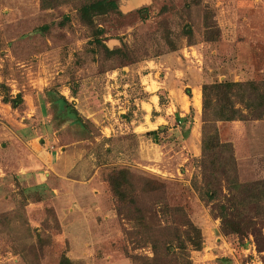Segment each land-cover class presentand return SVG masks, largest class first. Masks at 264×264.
Returning <instances> with one entry per match:
<instances>
[{"label": "rangeland", "instance_id": "rangeland-1", "mask_svg": "<svg viewBox=\"0 0 264 264\" xmlns=\"http://www.w3.org/2000/svg\"><path fill=\"white\" fill-rule=\"evenodd\" d=\"M90 1L0 0V264L151 256L135 222L115 210L106 176L118 168L162 184L145 203L178 206L199 229L186 242L189 264H264V200L239 207L257 236L221 233L199 166L201 84L264 90V0H116L99 9ZM205 13L214 39L203 37ZM237 93L251 106L235 100L239 116H206L205 127L228 144L219 154L229 178L264 181V100L256 105L249 86ZM17 94L14 107L4 102ZM191 97L186 115L173 119ZM213 179L217 200L229 195L219 170ZM145 213L148 226L183 220Z\"/></svg>", "mask_w": 264, "mask_h": 264}, {"label": "trees", "instance_id": "trees-1", "mask_svg": "<svg viewBox=\"0 0 264 264\" xmlns=\"http://www.w3.org/2000/svg\"><path fill=\"white\" fill-rule=\"evenodd\" d=\"M93 3L96 4L93 7L94 9H99L100 6H117L116 0L90 1L91 6ZM86 6L87 4L82 5L81 10H85ZM144 11L140 10L141 17L144 16ZM202 26L204 39H214L217 30L206 13L202 17ZM184 31L185 36L190 35V30L187 26H185ZM94 40L96 43L102 44L101 40L95 35ZM105 49L109 53L115 51L108 48ZM248 86L255 88V100H257L255 104L259 105L258 103L264 100V90L260 91V88L254 87L252 82L213 81L201 84V115L203 124L200 138L201 154L199 166L203 179V193L207 200L216 201L214 211L219 219L221 233H238L243 236L250 233L255 237L259 234L258 227H256L257 222L250 218L245 219L239 207L241 204L244 205V203H253L255 208H258L257 203L264 200V181L240 184L233 176L229 178L227 172L223 170V165L220 164L221 157L219 154L227 149L229 151L228 144L219 141L214 127L211 130H206L205 127L206 116H209L212 121L232 120L239 116L238 110L234 107L235 100L240 101L245 107H250L249 101L245 102L246 100L242 98V95L237 93V91H241ZM20 101L19 94L14 98H4V102H8L12 107ZM146 134L154 137L155 131H150ZM227 161H232L231 156L227 157ZM218 170L224 176L223 182L226 183L224 186L229 193V195L223 196L220 200L216 198V191L219 190L221 182L213 179L216 177ZM208 177H211V179H208ZM106 181L115 197V210L118 215L124 216L128 220H133L137 230L144 234L146 239H148L146 241L150 244L151 256L137 255L130 256V258L137 264H189L186 242L198 238L199 229L186 217L184 218L183 210L180 207L168 206L158 200L157 202L153 200L147 205L144 201L146 194L153 192L162 193L164 189L161 186L162 184H158L155 180L142 175H134L126 168L111 170L106 176ZM235 194L242 195L238 199ZM150 209L151 212H164L171 215L180 213L183 220L178 225L157 223L156 225L148 226L145 212H149ZM255 217L257 218V215ZM57 264L76 263L65 255H60Z\"/></svg>", "mask_w": 264, "mask_h": 264}, {"label": "crops", "instance_id": "crops-1", "mask_svg": "<svg viewBox=\"0 0 264 264\" xmlns=\"http://www.w3.org/2000/svg\"><path fill=\"white\" fill-rule=\"evenodd\" d=\"M197 87V86H196ZM198 88H199V86H198ZM191 99H192V97L190 98V101H188V103H187V105L184 107L183 105H182V102H180V104H178V107L176 108V112L174 113V115H173V119H177V121H180V115H182V116H185L186 115V111H188V107L189 106H192L193 104H192V102H191ZM158 103L157 102H151V104H149V106H150V109H156L157 107H158V105H157ZM158 109V108H157ZM175 111V110H174ZM161 117V115H156L155 116V118H157V117ZM161 118H163V116L161 117ZM172 119V120H173ZM168 120L169 121H171L170 120V117L168 118ZM156 121V120H155ZM151 122V121H150ZM192 124H193V122H192ZM162 125V124H161ZM160 127V124H158V123H156V125H154V126H152L151 128H149L150 130L148 131V132H150V131H156V128L157 127Z\"/></svg>", "mask_w": 264, "mask_h": 264}]
</instances>
